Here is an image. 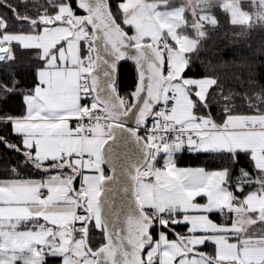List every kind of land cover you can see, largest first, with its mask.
<instances>
[{
  "label": "snow or ice",
  "instance_id": "snow-or-ice-1",
  "mask_svg": "<svg viewBox=\"0 0 264 264\" xmlns=\"http://www.w3.org/2000/svg\"><path fill=\"white\" fill-rule=\"evenodd\" d=\"M225 28L264 0H0V264H264V45Z\"/></svg>",
  "mask_w": 264,
  "mask_h": 264
},
{
  "label": "trees",
  "instance_id": "trees-1",
  "mask_svg": "<svg viewBox=\"0 0 264 264\" xmlns=\"http://www.w3.org/2000/svg\"><path fill=\"white\" fill-rule=\"evenodd\" d=\"M230 32L228 29H221L220 32L214 34L213 40L217 47L223 49L225 58H229L233 55V50H239L240 54H245L248 44H251L253 50L259 49L261 45H264V32L256 30L252 33L247 43H241L239 45L230 43ZM264 55V54H262ZM260 71L259 62L257 63V72ZM190 162V157L185 155V163Z\"/></svg>",
  "mask_w": 264,
  "mask_h": 264
}]
</instances>
